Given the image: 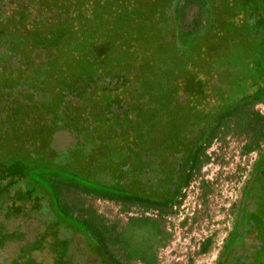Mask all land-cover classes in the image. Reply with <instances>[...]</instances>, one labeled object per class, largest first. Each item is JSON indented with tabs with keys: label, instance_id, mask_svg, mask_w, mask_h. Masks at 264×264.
<instances>
[{
	"label": "rangeland",
	"instance_id": "1",
	"mask_svg": "<svg viewBox=\"0 0 264 264\" xmlns=\"http://www.w3.org/2000/svg\"><path fill=\"white\" fill-rule=\"evenodd\" d=\"M1 2L9 5L0 33L10 38V22L24 41L0 48V264H107L95 213L121 242L129 241V217L157 216L99 198L114 184L103 173L107 157L97 155L100 140L89 144L79 131L94 125L97 138L111 139L124 130L126 144L144 147L181 138L193 145L207 126L205 102L219 99L206 91L231 83L264 99V17L256 0ZM15 15L22 19L10 21ZM255 109L264 114V102ZM247 140L230 133L213 141L180 207L164 219L169 240L157 264H216L235 223L232 259L264 264V195L262 204L257 191L240 202L258 157L241 154ZM257 179L264 188V166ZM148 238L140 231L132 243L141 251Z\"/></svg>",
	"mask_w": 264,
	"mask_h": 264
},
{
	"label": "trees",
	"instance_id": "2",
	"mask_svg": "<svg viewBox=\"0 0 264 264\" xmlns=\"http://www.w3.org/2000/svg\"><path fill=\"white\" fill-rule=\"evenodd\" d=\"M33 5L38 0H33ZM8 3H0V20H2V11L7 9ZM34 5V6H35ZM20 7L26 12L29 8H27V4L24 2L20 4ZM32 7V6H31ZM256 8L261 12L264 17V0H256ZM29 18L32 15L28 16ZM22 19L20 15H15L10 21L19 22ZM261 19V17H260ZM28 21V19L26 20ZM7 27V34L10 36L9 39L5 40L4 35L0 33V48L4 46H13V44L23 43V38L20 37L18 30L13 29L10 25ZM262 24V23H261ZM249 25L253 27L254 20H250ZM2 38V39H1ZM5 40V41H4ZM101 72V70H100ZM216 84V83H215ZM240 86V85H239ZM234 86L230 84L218 86L217 90L212 89V91H206V93H216L221 101V103L226 102L230 103L234 106L225 109L222 106H219V99L216 101L217 105L214 108H210L208 110L205 124L206 128L201 132L199 138H197L193 145H191V152L187 155L189 166L193 167V169L199 170L201 166L207 162V158H203V152L206 148H208L213 141L214 138L220 136L225 138L230 133H236L237 135H243L248 138L246 144L241 147V154L246 155L250 152L258 153V161L260 162V167L258 170L264 166V114L260 113V111L255 109V106L259 103H263L264 99L256 96L254 93H251L250 90H242L241 87ZM221 91V92H220ZM107 92V91H106ZM105 93V92H104ZM244 93L241 96V101H235L238 94ZM245 98L244 100H242ZM208 102H205V105ZM131 110L127 107L121 112V115L129 116ZM215 112L216 114H212ZM213 116V117H212ZM89 117V116H88ZM87 117V119H89ZM212 117V118H211ZM89 122V120L87 121ZM87 125V123H86ZM81 126V125H80ZM94 126V125H93ZM93 126H84V128L79 131L81 134L86 135L87 143H93L100 140L101 142H108L111 144L112 149H116L115 141L116 139H120L121 143H125L123 137V131L116 132L113 134L114 138H107V135H100L101 138H97L94 131H91ZM68 129L71 131L70 126ZM126 133H130L133 137H136L134 134V129L127 127L125 130ZM144 140V139H143ZM155 140H160V137H156ZM132 141V140H128ZM144 141H147L146 139ZM206 143L205 145H202ZM128 147L132 150L134 148L137 151L139 148H142V151L146 150V146H142L139 140L134 139L133 145H129ZM120 148V147H118ZM123 151H129V149H124ZM89 152V150H87ZM139 156H132L129 152L126 155L121 156L120 158L116 155L111 159L106 158L104 161L105 164L109 165V167L104 168L105 175L109 177V179H113L114 184L107 186L105 191L100 192L99 198H104L108 200H114L118 204L122 206L124 211H129L131 208H138L141 211L148 210H158L157 217L146 216L141 214L140 216H131L128 218L126 223V227L122 230L125 232L126 237L129 240L128 242H121L122 240L118 237V231L112 225H105L102 221L103 218L95 213V216L99 218L98 225L102 227V231L105 234V239H101L102 250L101 256L106 258L107 264H130L132 262H139L141 264H157V256L156 251L158 248L164 246L169 240V234L164 228V219L167 215H169L172 211L171 204L168 203H160L155 199H152L150 196L148 197H140L136 194V186L132 185L130 180H136L138 178L146 177L147 174L151 175L150 169L146 165H143L140 160H138ZM257 170V171H258ZM102 173V174H103ZM194 172L190 175L192 176ZM255 190L249 185H244L242 189L243 192H247V194ZM243 197L247 198L246 195L243 194ZM79 207L84 209L86 212L90 211L91 207L84 206V203L77 202ZM69 206L68 204H65ZM80 209V208H79ZM234 211V209H232ZM91 215L89 219H91ZM101 219V220H100ZM109 230H108V228ZM240 227V226H239ZM238 228V227H237ZM234 229V228H233ZM140 231H144L148 239H150L151 243L143 245L144 249L140 251V245L137 246L132 243V239L134 235L138 234ZM238 237V231L235 233L233 230L231 234L226 239L222 251L219 254L218 260L216 264H225L226 262H222L224 255L230 256L232 250L238 243L240 239ZM239 239V240H238ZM120 242L122 243L120 245ZM212 239L207 238L201 243L199 252L201 254H205L209 251L211 247ZM101 247V246H100ZM117 251L115 252V250ZM115 252V253H114ZM119 253V254H118ZM99 254V253H98ZM191 264V262H189Z\"/></svg>",
	"mask_w": 264,
	"mask_h": 264
},
{
	"label": "flooded vegetation",
	"instance_id": "3",
	"mask_svg": "<svg viewBox=\"0 0 264 264\" xmlns=\"http://www.w3.org/2000/svg\"><path fill=\"white\" fill-rule=\"evenodd\" d=\"M206 106L212 109L217 105L214 106L211 105V103H206ZM213 113L216 114L215 112H212V114ZM98 138L101 137L98 136ZM217 139H223V137L218 136L214 138L213 141ZM213 141L211 142L210 146L204 150L203 158H207L209 160V154L207 151L212 146ZM246 142H244L243 145L246 144ZM100 143L101 144H99L98 147L100 153L97 154L99 156H106L107 158L111 159L112 157H115L117 155L120 158L121 156L126 155L128 152L132 154V156H139L138 160H140L143 165H146L148 169H150L151 175L147 174L146 177L138 178L136 180H130L131 184L136 186L135 193L140 197L150 196L157 202L171 204V212L175 211L177 207H180L187 188L192 182L193 177L200 170L199 169L196 171V169H193V167L189 166L190 164L187 155L191 152V144L186 143V141H182V138L176 141L170 139L169 141L164 143H157V141H152L150 142L151 145L146 147L145 151H142V148L134 151L136 149H130L128 147V144L126 143H115L117 147L116 149H112L111 144L108 142ZM205 144L206 143L202 145ZM124 149H129V151H123ZM254 152L255 151L250 152L249 154L251 155ZM257 161L258 157L252 166L250 176L245 184L251 186L252 188H255L256 190H254L253 192L252 190H250L249 194H246V192L244 191L243 194L249 197L247 198V201L250 199L253 202V199L250 198V196L257 191V203L260 201V204H262L263 202L261 199L264 195V188H262L260 180L257 179V175L259 172L258 169L260 167V162ZM192 172H194V174L191 176L190 174ZM243 194L241 193L240 202L246 200V198L243 197ZM142 212L145 214L153 213V216L158 215V210H148ZM233 231L235 233L238 231L236 223ZM233 250H235V248ZM232 256V254H230V256L224 255L222 262L225 261V264H245V260L243 262L240 259L236 260L237 257L232 259Z\"/></svg>",
	"mask_w": 264,
	"mask_h": 264
}]
</instances>
